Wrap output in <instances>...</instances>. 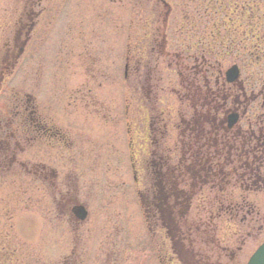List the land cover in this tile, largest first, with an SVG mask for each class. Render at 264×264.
Wrapping results in <instances>:
<instances>
[{
	"label": "rangeland",
	"instance_id": "1",
	"mask_svg": "<svg viewBox=\"0 0 264 264\" xmlns=\"http://www.w3.org/2000/svg\"><path fill=\"white\" fill-rule=\"evenodd\" d=\"M219 1L220 6H223L224 1ZM254 1L237 0L238 3L255 9ZM165 2L170 7L166 16V38L170 45L167 51L172 54L176 53V47L188 39L187 28L182 27L186 16L195 17L193 24L189 25L197 33L192 41H196L202 34L215 38L217 31L221 29L217 27L211 31L209 27L203 32L198 17L203 8H197L199 4L194 0ZM25 5L26 0H0V63L11 54L17 57L14 63L8 60L11 66L3 75L6 83L1 85L2 90L0 88V109L4 104L8 109L12 107L14 94L20 98L21 93H29L34 96L42 112L70 131L69 142H74L75 150L70 154L64 153L60 160L56 154L39 160L59 172L63 170V166L68 168V175L65 177L77 184V201L85 206L88 215L83 223L78 224L67 215H58L51 192L48 189L36 190L24 174L21 178L23 171L18 166L12 168L9 174L0 176V251L5 256L4 262L0 261V264H109L108 260L104 259L102 262L100 259L101 255L105 256L102 250L109 249L111 238L119 242L123 237L126 245L129 242L131 244L120 249L122 258L119 264L123 260V264H158L155 254L149 250L150 243L146 241L149 238H146L142 211L137 200V193H144V185L147 186L149 178L148 173L143 171L145 118L141 102L136 99L139 94L125 92V86L128 87L129 82L127 80L124 84L122 70L125 44L131 45L130 58L133 61L138 59L148 44L147 40L141 39V25H138L147 20L146 11H151L155 15H152L153 18L161 20L167 9L157 5L156 0H41L40 6L32 9L37 17L32 19L34 28L28 35L29 39L24 43H14V47L15 31L21 28V22H27L23 16ZM257 14L262 16L259 11L243 14L241 18L244 21L241 24H247V19ZM210 15L208 12L209 17ZM147 16L150 19L151 16ZM142 18L145 20L142 21ZM131 28L134 29L133 33ZM219 34L223 35V32L219 31ZM129 35L132 36L130 42ZM20 37L23 40L24 35ZM249 40L245 39L247 45ZM19 45L22 51L17 55ZM191 55L199 57L196 51ZM244 59L243 54L235 57L233 53H229L222 58L217 55L216 63L221 75L218 78L216 70H208L210 81L213 77L214 80L218 78L217 86L226 91L230 87L224 84V71L231 64L239 67L241 75L236 81L238 88H232L230 92L233 94L239 91L237 94L242 97L240 90L244 87L246 100L250 101L241 108L245 111L239 122L242 130L246 128L247 118L254 120L256 115L260 127L262 123L259 120H264V106H260L264 97V91L262 94L260 88L262 84H258L252 92L247 89L246 78L253 76L255 71L250 67L245 72L242 71L247 64H241ZM184 61L188 68L194 64L192 60ZM211 61L208 58L207 63L212 65ZM3 64L4 62L0 64V71L4 69ZM196 65L203 69L199 62ZM201 74L199 71L196 77L199 85L202 84L199 80ZM133 76L129 78L132 80ZM161 76L168 79L167 85L159 84V88L166 87L159 97L166 114L163 120L173 143L176 142L178 129L175 127L178 126V120L174 116L176 101L174 102L171 91L174 90L172 85L179 87V78L176 70L167 68L165 64L161 68ZM138 77L140 79L139 74ZM190 77H193L192 73ZM252 81L253 78L249 83ZM125 99L129 103L126 116L123 115ZM82 105L84 108L80 107ZM173 106L172 112L170 109ZM178 106L184 114L190 113L184 102H179ZM250 108L253 109L252 116L249 115ZM125 118L130 121L132 133L141 146L134 162L138 184L133 185L128 182L124 168L128 162L123 155L125 146L122 120ZM170 132L173 136H170ZM181 140L185 141L186 138L181 137ZM173 148L178 149V144H174ZM31 153L34 154L33 151ZM24 158L34 159L28 153L21 159ZM125 181L128 183L124 186ZM230 188L231 185L227 192ZM237 190L245 201L251 203L250 213L244 209L237 213L231 212L229 207L236 205H227V200H224L225 205L214 204L215 194L207 189L200 191V195L192 199L187 210L182 209L178 225L192 231L190 239L194 240L193 245H197L194 246L196 259L202 263L213 259L221 264H228L230 254L235 252L241 241L244 243L241 246L245 249L239 262L243 263L264 240V190L255 192L236 188V195ZM54 196L57 199V194ZM201 198L206 201L200 200ZM236 203L239 201L236 200ZM201 205L204 211L201 210ZM226 205L228 209H225ZM218 207H221L222 215L215 218L214 226L210 227L207 221H203L208 214L206 210L212 209L214 212ZM201 221L207 227L202 228L205 233L198 238L193 230ZM113 226H116V231L111 229ZM100 240L106 243L100 245ZM114 250L111 248L110 253ZM164 251L167 253L168 249ZM110 253L108 257L111 256Z\"/></svg>",
	"mask_w": 264,
	"mask_h": 264
},
{
	"label": "flooded vegetation",
	"instance_id": "2",
	"mask_svg": "<svg viewBox=\"0 0 264 264\" xmlns=\"http://www.w3.org/2000/svg\"><path fill=\"white\" fill-rule=\"evenodd\" d=\"M40 3L41 0H26V5L23 10V16L25 20H27V22H21V28L15 31V39L13 45L17 42L24 43L26 39H29L28 35L34 28V22L32 21V19H36L37 17V14L34 13L32 9H34V7L38 8V6H40ZM156 3L157 5L159 4L163 9L165 8L164 4L166 5V2L164 0H156ZM245 6L239 3L235 8L237 9L235 11L237 12L242 9L244 12ZM259 8L260 5L257 4V6H255V9ZM166 16L167 12L165 13V15H163V18H161V20L159 18H156L159 21L155 20L151 22L149 26H147L146 22L138 24L141 25V31L143 30L144 32H147V37H144L143 39L148 41V49L145 48L144 51L146 52L148 50L149 55L153 54L157 56L161 46L164 48L166 30L168 25V17L166 18ZM211 24V18H207V20L200 19L199 25H202V28H209L211 27ZM138 25L135 26L134 29L137 28ZM183 26H188L185 27L187 29L190 27L186 22H184ZM134 29L131 28L132 33ZM144 32L143 35L145 34ZM20 35H24L23 40H21L22 37H20ZM194 36L195 34L193 36L189 35L186 43L192 41V38ZM128 38L131 41L132 36L129 35ZM258 40L261 41V35L260 39ZM206 41L210 40L208 39ZM160 42L162 43L161 46ZM20 46L21 45L18 46V53H16L17 55L22 51V49H20ZM128 50V71L130 72L128 74V78L134 75L132 77V80L129 78V92L134 95L139 93L138 98L144 105L143 113L146 114L144 125V139L142 143L143 151H145V157L143 159V171L145 173H148L149 178L147 186L144 185L143 194H145L144 206L147 213L146 217H144V225L146 238H149L148 240H146L150 243L148 244L149 250H151V253L155 254V259L158 264H167L168 262L170 264H221L219 261L213 259L206 263H202L198 259H196L194 246L197 245H193L194 240L190 239L192 231H190L189 229H183L178 225V221L182 218V209L187 210L190 206V202L195 195L194 190L195 188H198V184L200 181L202 183L201 185L207 184V188L212 189L213 184L215 183L218 184L219 182L223 181L224 184H228L230 182L231 175H233V184L235 188L239 190L259 189L263 186L262 184H264V176H262L260 170V166L262 163L261 157H263V155H261L260 149H255V151L250 152V154L245 153L243 155L244 158L243 156H239L238 154V156H236V158H234L233 160L231 158L228 159V161H230L229 164H231V169L224 170V167L219 162V158H215L209 153H202L198 151V148L195 145L196 142L191 143L190 145V142H188V131L191 128V131L196 133V127H198L202 134L207 131V135H210V129L205 130L203 128L204 122L206 126H208L209 128L212 127V129L216 124L222 125L224 126L223 129L226 133L225 136L227 137L225 144L229 139H231L234 140L236 144L243 147L242 149H245V144L248 141L250 143L249 145H254L248 147L253 148L258 144L264 145V143L262 142L258 143L259 137L261 139V137L263 136L262 133L264 132V120H259V122L262 123L261 127L258 126L257 122H255L256 129H253L250 120L246 119L245 130L240 129L237 122L240 120L241 112L243 110L241 108L250 102L246 100V91L244 90V87H242L243 89L240 90L242 91V97L238 95L239 91L237 92L238 94H232L230 92L232 88H238L237 82L234 84L226 83V85L230 87L229 89H226V91L223 87L219 88L217 86V79L214 80L213 77L210 81V78L208 77V70L212 71L214 67H207L205 69L198 68L196 62L201 63L204 58L201 57V59H199V57H195L194 55H192V61L194 64L191 65L190 68H188V66L185 65L184 62H182L180 67L183 68L185 66V69L189 71V76L191 73L193 74L194 80L196 82V84L194 83V86L199 89V93L201 94V96L198 100L197 98H195V101L193 102V100L188 97V92L183 91V86L181 85V75L183 74L184 76L183 70L178 74L176 71V74L179 78V87L172 85L174 90H172L171 92L173 93L174 102H176L175 111L174 106L170 109V111H174V116L178 120V126L175 127L178 129V132L176 136V142L171 143V137L169 138L168 136L167 124L163 120L166 114L162 108V99L159 97V94L162 93L164 89H160L156 85V81L154 80L155 75L151 73V71L153 72L154 68H156V65L153 66L152 63H150L152 59H144L145 68L142 82L139 81L138 74L140 65L137 61H133V59L130 58L131 45L129 43ZM14 55L15 54H11L7 57L3 56L4 58L1 60L2 62L0 64L4 62V69L0 71L2 73L0 75V85L5 82L3 78L4 73L10 68L11 63H14L15 59L17 58ZM8 60H11V63L8 62ZM134 64L137 66V69H135ZM1 69L2 67H0V70ZM199 71L202 72L199 78L202 83L201 85H199L197 83L198 80H196V73H198ZM220 75L221 73L219 71V76ZM241 85L243 86V83H241ZM216 94L222 96V102L218 106L220 110L216 111L214 109L213 112V108L215 105L214 102L217 103V101L215 100ZM178 99L180 103H185V106L190 110V113L184 114L182 111H180V107L178 106ZM260 106L263 107V104H261ZM80 107H83V105ZM230 107H232L233 109H230ZM23 113L24 112L18 109L17 105L15 109L14 107L12 109L3 108V112L0 113V130H2L1 127L8 122L11 125L10 130L9 133L4 134H8L12 139H15L16 134L18 135V129L15 128V125L22 126V137L26 139L27 142H30L32 147H36L37 151H42V148L46 147L48 153L47 158L51 154H56L58 160H60V158L63 159L64 153L70 154L73 150L76 149L74 142H69L70 131H67V129L65 128H56L54 126L53 120L44 112L39 111L36 113V116L31 119V123H29L30 127L27 125L25 118L23 117ZM90 114L92 113L90 112ZM236 114H238V117ZM102 120L103 119L101 118V121ZM190 124L192 125L191 127ZM249 126L250 129L248 128ZM127 133L128 137L126 139L123 155L127 158L128 161L126 163L128 179L132 184H138V172L135 169L134 162L136 160V154H138L141 146L137 144L136 137L134 136V133H132L131 129L127 130ZM169 134L171 136L172 132H170ZM181 137L186 138V141H180ZM177 142L179 148L176 151V149L173 148V145L177 144ZM13 148L14 150L16 149L15 151L23 150V148H21L18 143H14ZM167 155H171L174 158H176V156L178 155V165H176V167L170 166L167 163L165 159ZM13 161L15 160L13 159ZM199 161H205L206 167H201L198 171L196 169V163H199ZM246 168H249L250 171H255L256 173H258V175L255 176V181L250 182L246 179ZM62 169L63 170L59 172L54 167L48 165L43 166L38 162L35 163L31 167L30 171L33 182L36 183L34 187L37 190H39V188H46L51 192L52 201L54 202L55 209L59 212V214L67 215V217H69L73 222L77 224L83 223L75 221L73 218L74 215L71 212L73 207L81 204L79 201H77V184L75 185L72 181L67 180L68 178L65 177V175H68V168L63 166ZM106 189L108 190V187H106ZM55 194H57L58 196L57 199L54 196ZM240 198H242L241 195ZM216 203H218V205H225L224 201L220 200L218 197H215L214 204ZM235 204L238 205L239 203ZM201 208L204 211V207L202 205ZM156 210L158 211V214L156 213ZM215 218L218 217L208 213L206 217L203 218V221H207L209 226L211 227L214 226L213 221ZM115 222L118 221L115 220ZM205 224L206 223L202 221L201 223L196 224L197 228H195L193 232L196 233V236L198 238H200L201 235L205 233V231L202 230V228L207 227ZM116 226L111 227V229L113 228L116 231ZM190 229H192V227H190ZM212 234L214 235V232H212ZM123 239H120L119 242L118 240H115V238H111L109 240V249L107 251L102 250L103 252H105V256L101 255L100 258L102 262H104L105 259L109 261V264H119V261L122 258L120 256V249L122 248V246L124 247L131 244L129 242V244L126 245ZM121 241L122 244L120 245ZM103 242L104 240H100L99 244L102 245ZM218 244L219 243L217 242V245ZM243 244L244 243L242 241L240 242V244L238 243L235 252L230 254V262L228 264H246V260L248 259V257L243 263L239 262L240 256L245 249L244 247H242ZM111 248L115 250L111 251L110 253ZM166 248L168 249L167 253H165L164 251ZM117 249L118 252L116 251ZM98 251L99 249L96 251V253H98ZM108 252L111 254L110 257H108ZM123 262L121 264H123Z\"/></svg>",
	"mask_w": 264,
	"mask_h": 264
},
{
	"label": "trees",
	"instance_id": "3",
	"mask_svg": "<svg viewBox=\"0 0 264 264\" xmlns=\"http://www.w3.org/2000/svg\"><path fill=\"white\" fill-rule=\"evenodd\" d=\"M194 1L198 2L199 4L197 8H200V9L203 8V12L198 13V17H200L201 20H207V18H211V21H212V24L210 27L211 31H213L217 27H220L221 29H219V31H222L223 35H220L219 31H217L215 38L208 37L207 35L205 36L204 34H202L200 38L196 39V41H189L187 43L183 42L179 47H176L177 51L176 53H173V54L167 51V47L169 48L170 45L169 43H167V38H165L164 48L161 46L162 43L160 42L161 48L157 56L153 54L149 55L148 50L146 52L144 50L141 51L140 55L138 56V59L136 60L140 65L139 73H142V74L144 73V68H145L144 59H147V58H149V60L152 59L150 63H152L153 66L156 65V68H154L153 72L151 71V73L155 75L154 80L156 81V85L159 87V84L161 83H163L164 85H167L168 83L167 81L168 79L161 76V68L163 67V64H165V66L167 65V68L175 69L177 71V74L183 70L184 76L183 74L181 75L182 76L181 85L183 86V91L188 92V97L191 98L194 102L195 98H197L198 100L200 99V96H201V94L199 93V89H197L194 86V83L196 84L194 80V76L193 77L189 76V71L185 69V66L183 68L180 67L182 62H185L184 60H193V57L191 55L192 52L196 51L197 53H199V59H201V57L204 58V60L200 63L203 69H205V67L206 68L214 67L213 70H216V75L218 74V68H217V63H216L217 55H218V58L219 57L222 58L223 56L227 57L229 53H233L235 57H238L243 54L245 59L241 61V64H243V62H247V64L243 66L242 71L245 72V69L246 68L248 69V67L253 68L255 71V74L253 76L251 75L247 77L246 82L244 81L245 83L248 84L247 89H249L250 92H252L254 88L257 87L258 84L259 85L262 84L260 88H261V93L263 94L264 83H262V80H264V77L262 76H264V0H259V1L255 0L253 2V6L255 7L257 6V4H259L260 9H253L251 6L246 5L244 12L242 9H240V11H237V12L235 11L237 10L235 8L239 4L237 0H227V1L223 0L224 1L223 6H220L219 0H194ZM256 11H259L260 13H262V16H259L258 15L259 13L257 14V16L255 15V17L250 16L246 21L247 24H241V22L244 21V19L241 18V16H243V13L244 14H246L247 12L255 13ZM208 12L211 13L210 17L208 16ZM147 15H150L151 17L152 15L153 16L155 15L151 11H146L145 17L147 18V20H145V18H142V21L145 20L144 22H146L147 26H149L151 22L155 21L154 19L156 17L154 18L152 17V20H151V17L149 19ZM156 20L159 21L158 19ZM194 20H195L194 16H186L184 19V22L190 25V24H193ZM242 25H244V28H245V30L243 31H242ZM185 27H188V26H183L184 29ZM260 28H261V31H260ZM202 29L204 32L208 28H202ZM143 32H142L141 39H143L144 37H147V32L145 31L144 35H143ZM186 32L188 33V36L189 35L193 36L194 34H197L192 27H189L186 30ZM260 33L263 36V38H261V41L258 40L260 39ZM210 38H213V39H210ZM208 39L210 41H206ZM245 39H250L249 45L245 43ZM246 41L248 42V40ZM251 45H255V46H251ZM145 48L148 49V44ZM224 48L225 50H223ZM128 54H129V50H128V53L126 54L128 62H129ZM208 58L212 60L211 61L212 65H209L207 63ZM134 67L135 69H137V66L135 64H134ZM132 69H133V64H132ZM252 78H253L252 83H249L250 79ZM164 88H165L164 86L160 87V89H164ZM221 98H222L221 95L216 94L215 100L217 101V103L214 102L215 105L213 108V112H214V109L216 111L220 110L218 106L222 102ZM262 101L264 102V97H262ZM19 103L23 104L22 105L23 112H24L23 117L25 118L27 125L30 127L29 123H31V119H33L35 115L29 112V109H30L29 103L27 102V99L25 98L15 99L14 102L12 103V108L14 107L15 109L16 105H18ZM252 111L253 109L250 108L249 109L250 116L253 115ZM257 119L258 117L256 115H254V120H252L251 118L249 119L251 124L254 126V128L252 127L253 129H256L255 122L258 123ZM10 126L11 125L7 122L5 125L1 127L2 130H0V176H5L9 174L11 166L14 163L13 161L14 150L12 153L11 151L12 148L9 147V144L11 143L12 138L8 134H4V133H9ZM191 126L192 125L190 124V127ZM223 127L224 126L222 125L216 124L214 128L212 129V127L209 128L208 126H206L204 122L203 128L205 130L210 129V135H207V131H205L204 134H202L198 127H196V133H197L196 134L195 132H192L190 128L188 131V135H189L188 142H190V145L191 143L196 142L195 145L197 146L198 151L202 153H209L211 156H214L215 158H219V162L224 167V170L231 169V164H229L230 161H228V159L231 158L233 160L234 158H236V156H238V154L239 156H243L245 153L250 154V152L255 151V149H260L261 155H263V157H261L262 163L260 166V170H261L262 176H264V145L258 144L257 146L253 148H249L248 146H254V145H249L250 143L247 141L245 144L246 148L242 149L243 147L239 146L238 144L234 142V140H231V139H229L225 144L227 137L225 136L226 133ZM262 135L263 136L261 137V139L259 137L258 143H261V142L264 143V133H262ZM192 139H193V142H192ZM165 159L170 166L176 167V165H178V162H177L178 155L176 156V158L172 157L171 155H167ZM196 164H197L196 169L198 171L200 170L201 167H206L205 161L203 162L199 161V163H196ZM256 175H258V173H256L255 171H250L249 168H246V179L248 181L250 182L255 181ZM233 178L234 176L231 175V179L228 184H224L223 181L219 182L218 184L217 183L213 184L212 189H208L207 184L201 185L202 183L199 180L200 182L198 184V188H195L194 190L195 191L194 197L196 195H200L201 193L200 191L204 192V190L207 189L208 192L213 191L215 194V197H218L220 200H223V201L227 200L228 201L227 205H230V204L234 205V203H236V200H238L239 201L238 205L240 206L238 205L230 206L229 210L231 212L237 213V211L241 212L242 209H244L245 212L250 213V211L252 210V207L250 206V204L242 201L238 193V190H237V195H236V188L234 187V184H233V181H234ZM229 185H231V188H230V191L227 192V188H229ZM262 185L263 186L257 190H250V189H245V190L240 189V190L256 192L259 190H264V184ZM227 205L225 206V209H228ZM221 212H222L221 207L214 209V212L212 209L206 210V213H211L217 217H220ZM156 213L158 214L157 210H156ZM4 257H5L4 252L0 251V261L1 262H4V259H3Z\"/></svg>",
	"mask_w": 264,
	"mask_h": 264
},
{
	"label": "water",
	"instance_id": "4",
	"mask_svg": "<svg viewBox=\"0 0 264 264\" xmlns=\"http://www.w3.org/2000/svg\"><path fill=\"white\" fill-rule=\"evenodd\" d=\"M238 77V70L236 66L230 67L225 72V78L227 82H233ZM73 212L77 219L83 220L86 213L82 207H75ZM246 264H264V242L255 250V252L250 256Z\"/></svg>",
	"mask_w": 264,
	"mask_h": 264
}]
</instances>
